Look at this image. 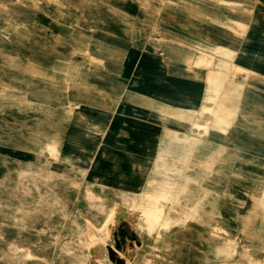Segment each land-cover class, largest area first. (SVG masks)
Masks as SVG:
<instances>
[{
	"label": "rangeland",
	"instance_id": "rangeland-1",
	"mask_svg": "<svg viewBox=\"0 0 264 264\" xmlns=\"http://www.w3.org/2000/svg\"><path fill=\"white\" fill-rule=\"evenodd\" d=\"M250 1L243 29L221 0H0V264L264 261V219L241 229L254 183L244 178L260 166L212 161L208 139L158 160L184 153L175 135H200L222 102L182 73L180 57L203 48L191 9L257 72L231 71L250 88L225 146L264 161V0ZM176 105L194 111L183 127L162 122ZM169 177L178 190L157 180Z\"/></svg>",
	"mask_w": 264,
	"mask_h": 264
},
{
	"label": "crops",
	"instance_id": "crops-1",
	"mask_svg": "<svg viewBox=\"0 0 264 264\" xmlns=\"http://www.w3.org/2000/svg\"><path fill=\"white\" fill-rule=\"evenodd\" d=\"M185 1V0H184ZM225 3L223 10H225L226 15H232V19L234 23L238 24L241 28H245L247 25V20L249 16V9L245 4H252L253 1L250 0H221ZM190 12L193 14V17L196 21L200 22L197 25H193V29L196 30V34L199 36L194 39L200 46L203 48L200 49L199 53L194 54H185L180 57V64L182 67V73L189 78V83H193L195 81H201L205 84L204 92L205 98L207 100H211L214 102L218 96L221 94L222 102L220 105L219 113L216 115L215 119L213 120L212 126L208 125V122L201 123L204 124L202 127L203 129L199 128L197 130L193 125L189 124L188 126L192 127L193 129L198 131L200 135H188L183 132V135H175L178 139L183 140L184 144L181 145V150L185 151L182 154H178L177 156H173V151L170 149L165 148L161 149L160 154L163 155L161 159H158L159 162L162 160L168 159V155L173 158H187L192 153L193 148H195V143L200 140L208 139V143L217 141L218 146L213 151L212 161L214 158L220 156L224 162H233L236 164L237 168L240 171L245 172L247 170V165L251 166V172L254 171L256 168L260 166V172H255L253 174L245 175L244 180H253L254 183L250 188V195L252 196V206L251 212L242 220L241 229L242 230H249L251 229V224L254 217H260L264 219V161L258 159L257 152L251 151L250 153L254 156H249L244 153L243 149L241 150L242 154H240L239 149H227L226 144L228 141L233 138L231 136L230 130L235 126L238 125V121L236 120V111H238V100L240 96L243 94L247 85L250 84L247 81L245 84L241 82H237V78L233 77L231 71L234 68L240 69L239 72L242 75L248 76L250 78L255 79L257 74L256 70L251 67H246L243 64L237 63L233 60L234 58V51L235 47L232 44H224L216 42L214 38V34L211 32L212 25L210 24L209 20L206 19L207 13L206 12H196L189 9ZM189 12V11H188ZM189 19V15L186 16ZM226 18H229L226 17ZM233 29V27H230ZM232 31V30H231ZM234 31V29H233ZM229 32V31H227ZM168 47H165V51ZM215 52H219L223 54L225 57L224 60H219L214 55ZM178 60V57H175ZM174 61V60H172ZM48 65V64H45ZM42 66V65H40ZM15 69L14 67H12ZM47 69V67H45ZM188 81V79H187ZM248 87V86H247ZM250 88V86L248 87ZM186 93V92H184ZM189 90V94H190ZM198 93L195 92L194 95ZM199 94V93H198ZM193 96V95H192ZM191 96V97H192ZM190 98V97H189ZM199 99V98H198ZM197 98L195 100H198ZM153 101V100H152ZM158 104L161 103H168L163 101H154ZM205 108L206 111H212L210 105L206 104H197L196 109L199 111L200 109ZM193 109H189V106L182 107L176 105V110L169 111L170 114L163 116L162 122L167 123L168 121L178 123L182 127L189 123V119H191V115L194 111ZM160 113V112H159ZM160 117H162L160 115ZM167 117V118H166ZM195 120V119H194ZM197 124V123H196ZM235 129V128H234ZM252 141V139H251ZM254 141V140H253ZM204 143V142H203ZM235 144L239 145V142H235ZM242 142L240 143V145ZM252 144V143H251ZM237 145V146H238ZM242 146V145H241ZM245 146V145H243ZM246 147V146H245ZM239 148V147H238ZM179 149V150H180ZM239 150V151H238ZM249 159V160H248ZM173 164V163H172ZM173 173L178 172V168L175 166ZM190 176L185 175L184 181L189 182ZM198 180L197 184L201 187L208 190V182L204 180ZM163 181L165 184L172 183L175 188L178 190V187H175L177 182L174 178L169 177V179L160 180ZM193 211V210H192ZM189 211V219L192 218L196 213ZM219 228V227H217ZM223 264V263H221ZM264 264V261L261 262Z\"/></svg>",
	"mask_w": 264,
	"mask_h": 264
},
{
	"label": "trees",
	"instance_id": "trees-1",
	"mask_svg": "<svg viewBox=\"0 0 264 264\" xmlns=\"http://www.w3.org/2000/svg\"><path fill=\"white\" fill-rule=\"evenodd\" d=\"M124 232H126V230H124Z\"/></svg>",
	"mask_w": 264,
	"mask_h": 264
},
{
	"label": "bare ground",
	"instance_id": "bare-ground-1",
	"mask_svg": "<svg viewBox=\"0 0 264 264\" xmlns=\"http://www.w3.org/2000/svg\"><path fill=\"white\" fill-rule=\"evenodd\" d=\"M108 235H109V233H108Z\"/></svg>",
	"mask_w": 264,
	"mask_h": 264
}]
</instances>
